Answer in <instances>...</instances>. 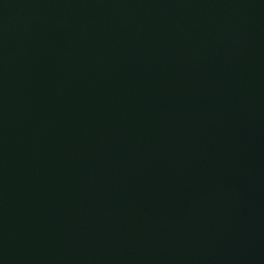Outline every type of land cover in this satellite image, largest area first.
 Segmentation results:
<instances>
[{
	"label": "water",
	"instance_id": "1",
	"mask_svg": "<svg viewBox=\"0 0 264 264\" xmlns=\"http://www.w3.org/2000/svg\"><path fill=\"white\" fill-rule=\"evenodd\" d=\"M0 264H264V0H0Z\"/></svg>",
	"mask_w": 264,
	"mask_h": 264
}]
</instances>
